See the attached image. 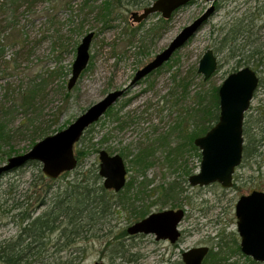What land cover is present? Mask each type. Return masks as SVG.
Listing matches in <instances>:
<instances>
[{"label": "rangeland", "instance_id": "obj_1", "mask_svg": "<svg viewBox=\"0 0 264 264\" xmlns=\"http://www.w3.org/2000/svg\"><path fill=\"white\" fill-rule=\"evenodd\" d=\"M8 1L0 0V105L8 95L19 100V94L28 91L32 83L43 84L34 106L19 108L9 116L12 127L19 126L28 113L52 135L66 129L109 92L124 88L127 92L75 145L76 169L51 179L44 175L41 163L26 164L0 177V243L17 240L23 227L48 212L54 197L68 185L83 177L94 180V172L100 168L99 153L104 149L124 157L126 185L130 184L120 192L109 190L111 203H115L112 212L79 237L74 226L61 217L22 264H184L183 251L201 245L212 248V255L202 264H264L241 251L235 213L241 195L264 191V84L259 83L245 114L244 147L251 148V153L244 154L235 169L232 187L225 188L220 182L192 186L189 177L200 170L201 157L194 155L188 144L175 150L190 131L186 116L191 99L181 96L183 90L178 84L193 68L198 71L206 50H214L219 62L211 85L220 86L228 74L246 66L260 79L264 76V67L256 60L259 56L249 59L256 47L264 52V0H193L169 19L158 12L142 22H135L132 13L143 12L156 0H142V5L116 1L106 24L97 21L96 11L90 12L88 7L82 10L84 0H38L30 11L21 6L14 18L13 11L3 6ZM211 7L214 13L207 23L161 70L131 85L140 68ZM51 13L64 24L67 35L63 43L57 42L49 30ZM236 23L250 24V31L237 41V56L230 57L225 49L215 48L220 46L217 42L224 29ZM90 31L95 36L89 64L69 90L67 81L76 48ZM54 69L57 73L53 74ZM60 71L67 73L59 75ZM202 79H194L192 90ZM27 134L24 131L11 142L17 150L12 156L31 149L32 137ZM143 142L153 143V151L150 165L141 169L138 163L143 158ZM1 152L0 166L12 157L3 158ZM178 208L184 209L186 216L179 225L181 238L175 244L157 241L152 234L127 232L129 226L143 219L138 218L136 210L150 214ZM19 212L30 215L29 221L22 222ZM0 264L5 263L0 260Z\"/></svg>", "mask_w": 264, "mask_h": 264}, {"label": "water", "instance_id": "obj_2", "mask_svg": "<svg viewBox=\"0 0 264 264\" xmlns=\"http://www.w3.org/2000/svg\"><path fill=\"white\" fill-rule=\"evenodd\" d=\"M192 1L156 0L144 8L143 12H133L132 19L135 22H142L158 12L165 19H169L174 11ZM213 13L214 7H211L201 17L183 28L166 49L136 72L131 85H136L151 72L160 69L162 65L170 61L173 54L197 34ZM94 36V31L85 34L76 48L72 74L67 81L69 90L76 86L79 77L89 64L90 47ZM218 63L217 54L214 50L208 49L199 62L198 73L205 80H209L217 71ZM259 81L258 73L246 66L228 74L221 83L219 120L205 135L195 139V146L202 152V162L197 174L189 177V183L192 186H205L214 182H220L225 188L233 186L235 169L243 161L245 114L251 107ZM126 92L127 88L109 92L98 103L93 104L78 116L66 129L46 135L24 154L9 157L8 161L0 166V177L27 163L37 161L41 163L44 175L51 179H57L61 174L76 169L78 158L75 156V144L84 136L88 128L98 122ZM99 155V176L103 178V186L108 190L120 192L127 182V166L124 157L120 154H109L104 149L100 150ZM235 213L238 233L241 236V251L254 260L264 262V191L254 190L250 194L241 195L237 200ZM185 216V210L182 208L152 212L129 226L127 231L131 235L152 234L157 241L169 240L171 243H177L181 238L179 224ZM209 252V246H194L183 251L181 258L184 264H202ZM95 264L106 263L96 261Z\"/></svg>", "mask_w": 264, "mask_h": 264}, {"label": "trees", "instance_id": "obj_3", "mask_svg": "<svg viewBox=\"0 0 264 264\" xmlns=\"http://www.w3.org/2000/svg\"><path fill=\"white\" fill-rule=\"evenodd\" d=\"M36 1L38 0H11L3 6L6 8L5 10L10 9L13 11L14 18L19 12L21 6H26L30 11V7ZM92 1L93 0H84L83 4H81L82 10H86V7H88L90 8V12L96 11L95 17L97 18V21L102 22L103 24L110 21L113 13V4H115L116 1L126 2L131 5H142V0H101L100 3H98L97 0H94L96 4H92ZM50 22L51 27L49 30L52 31V36L57 42L63 43L67 35V33L64 32L63 22H59L58 18L52 13L50 15ZM249 26L250 24L242 25L241 23H236L233 27L224 29L222 38L217 42L220 46L216 45L215 50L224 51L225 49L228 51L230 57L237 56V49H235L237 41L242 38L246 32L249 33ZM79 28H83V25H80ZM2 50L3 45L0 44V57L3 55ZM263 53L264 52L261 48L259 49L256 47L253 53L249 56V59H254L256 55H258L259 57L256 60L258 63H261L262 67H264ZM159 70L161 69H158L157 71ZM52 72L53 74L57 73V70L54 69ZM66 73V71H60L59 75L63 74L65 76ZM201 77L202 76L198 73L197 68H193L189 73L184 75L182 82L179 81V88H182L183 90L181 96L191 99V102L187 105L188 115L186 116V118L189 119L190 131L186 133L185 141L180 143L175 149H180L182 146L188 144V147L191 146V151L195 153L194 155L198 154L199 157H202V153L200 152V149L195 146V139L198 136L205 135L206 132L216 124L220 115V86L210 84L214 76L209 80H205L203 77V81L201 80L200 84L192 90L191 85L193 84L194 79ZM35 80L37 81V79H34L33 81ZM43 82H45V80ZM259 83L264 84V76L260 79ZM42 85L43 84L38 82L32 83L28 91L23 90L19 94V100L11 99L8 95V99L2 101L0 105V152L2 150L1 154L3 158L12 156L17 151L14 149L11 142L16 136L23 134L24 131L28 133V136L32 137V145L51 133L49 130H45L42 126L36 124V119L31 116L32 114L29 116L28 113H26L29 109L25 110L26 114H24V119L17 127L11 126L13 121L9 118V116L12 115L14 111L17 112L19 108L24 109L34 106L37 96L43 90ZM36 111L37 110H35V112ZM181 137L183 136L180 134V139ZM5 145L9 146L8 150L3 149ZM141 146L142 150L140 156L143 154V158H139L138 164L142 167L141 169H144L150 165L148 160L152 156L151 152L153 151V143L143 142V145L141 144ZM243 149L246 156L251 153V148L248 146ZM39 163L40 162L37 161L28 164H34L37 166ZM141 173L144 176V172L142 171ZM93 177L94 180L83 177L77 182L70 184V186L68 185L64 192L59 193L54 197L55 202L52 204V208L48 212L40 214L30 221V215H27L25 212H19L18 215L20 216L21 221L29 222L23 227L17 240L5 243V245L0 243V260L5 264H22L34 246L40 242V239L45 235V232L56 228L55 223L58 222L61 217L67 219L69 224L74 226L75 234L79 237L84 232L92 230V227L96 222H100L103 217L110 214L113 210V206H115V203H111V198H109L110 191L103 186V183H101L102 177L99 176L98 169L94 172ZM128 185L130 184L125 186ZM125 197L127 198V196ZM138 212V218H145L148 214L147 210H136V213ZM79 228H82V230ZM208 255H212V248Z\"/></svg>", "mask_w": 264, "mask_h": 264}, {"label": "flooded vegetation", "instance_id": "obj_4", "mask_svg": "<svg viewBox=\"0 0 264 264\" xmlns=\"http://www.w3.org/2000/svg\"><path fill=\"white\" fill-rule=\"evenodd\" d=\"M162 66H163V65H162ZM157 70H158V69H157ZM157 70H155V71H157ZM155 71H153V72H155ZM153 72H151V73H153ZM151 73H150V74H151ZM137 84H138V83H137ZM182 221H183V220H182ZM156 240H157V239H156ZM166 241H167V240H166ZM173 244H175V243H173ZM206 258H207V257H206ZM206 258H205V259H206ZM205 259H204V260H205ZM203 262H204V261H203Z\"/></svg>", "mask_w": 264, "mask_h": 264}]
</instances>
